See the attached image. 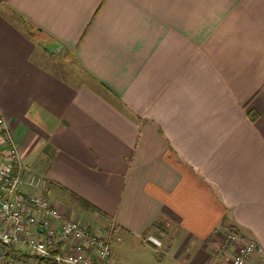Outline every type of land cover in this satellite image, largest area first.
I'll return each instance as SVG.
<instances>
[{
	"label": "crops",
	"instance_id": "0c3cea01",
	"mask_svg": "<svg viewBox=\"0 0 264 264\" xmlns=\"http://www.w3.org/2000/svg\"><path fill=\"white\" fill-rule=\"evenodd\" d=\"M0 115L25 177L116 243L229 264L235 232L264 264V0H0Z\"/></svg>",
	"mask_w": 264,
	"mask_h": 264
},
{
	"label": "built area",
	"instance_id": "2783aa9c",
	"mask_svg": "<svg viewBox=\"0 0 264 264\" xmlns=\"http://www.w3.org/2000/svg\"><path fill=\"white\" fill-rule=\"evenodd\" d=\"M26 165L0 115V264H118L113 259V227L92 229L79 213L43 193L47 181ZM24 185L32 191H24ZM156 247L161 242L149 236ZM229 264H247L257 243L235 232ZM219 260H217L218 262Z\"/></svg>",
	"mask_w": 264,
	"mask_h": 264
},
{
	"label": "rangeland",
	"instance_id": "374dc122",
	"mask_svg": "<svg viewBox=\"0 0 264 264\" xmlns=\"http://www.w3.org/2000/svg\"><path fill=\"white\" fill-rule=\"evenodd\" d=\"M52 68L55 69V71L58 72L60 75L74 81H78L79 79L82 80L84 75L83 73H81L77 64H75L73 60L66 55L63 56L61 59H58L55 63H53ZM54 196L56 195L54 194ZM61 201L63 200L61 199ZM61 201L59 202L62 203ZM64 203L67 204V206H70V204L66 202ZM78 212L81 216V219L85 220L86 223L90 224L92 229L94 230H97V228H104V225L107 223L105 219L99 218L94 214L81 213V211ZM126 244L129 246V248L125 246ZM112 247L114 250V255L117 258L125 254V252L128 253L131 251L136 256L138 260L137 261L138 264H175L176 263V260H173L172 257L173 255L172 252L177 251L176 245L175 248L167 252H164L163 249H159V248L158 249L155 248L156 249L155 251L154 249H152V247H150L149 244L146 246H140L136 242H132L128 239L126 240L123 239L121 242H117V243L113 240Z\"/></svg>",
	"mask_w": 264,
	"mask_h": 264
},
{
	"label": "trees",
	"instance_id": "16d2710c",
	"mask_svg": "<svg viewBox=\"0 0 264 264\" xmlns=\"http://www.w3.org/2000/svg\"><path fill=\"white\" fill-rule=\"evenodd\" d=\"M251 116H252V119H256L257 118V113L256 112H251ZM81 204L84 206V207H87V208H91L92 206H90V204L86 201H84L83 199H81Z\"/></svg>",
	"mask_w": 264,
	"mask_h": 264
}]
</instances>
